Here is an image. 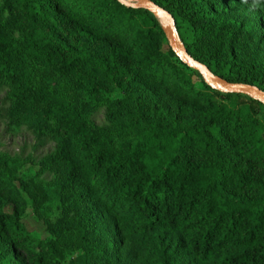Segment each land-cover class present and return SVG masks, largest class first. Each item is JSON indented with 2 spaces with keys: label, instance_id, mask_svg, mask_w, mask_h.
Returning a JSON list of instances; mask_svg holds the SVG:
<instances>
[{
  "label": "trees",
  "instance_id": "obj_1",
  "mask_svg": "<svg viewBox=\"0 0 264 264\" xmlns=\"http://www.w3.org/2000/svg\"><path fill=\"white\" fill-rule=\"evenodd\" d=\"M150 1L212 75L264 92V0L258 22L241 0ZM0 94L54 145L0 152V264H264V106L209 88L151 13L0 0Z\"/></svg>",
  "mask_w": 264,
  "mask_h": 264
},
{
  "label": "rangeland",
  "instance_id": "obj_2",
  "mask_svg": "<svg viewBox=\"0 0 264 264\" xmlns=\"http://www.w3.org/2000/svg\"><path fill=\"white\" fill-rule=\"evenodd\" d=\"M133 2L135 0H127ZM235 14L241 18H249L254 21H260L263 13L257 8L253 0H241L238 8L235 9ZM160 25L167 29L168 21L164 18H156ZM0 94V100L3 98ZM93 121L101 126L104 123L103 110L93 116ZM54 149L52 143L40 144L34 136L23 127L11 128L5 121L0 119V152L10 158H17L22 162L28 160L39 161L50 154ZM29 230L43 234V228L36 223L31 217L26 220Z\"/></svg>",
  "mask_w": 264,
  "mask_h": 264
},
{
  "label": "water",
  "instance_id": "obj_3",
  "mask_svg": "<svg viewBox=\"0 0 264 264\" xmlns=\"http://www.w3.org/2000/svg\"><path fill=\"white\" fill-rule=\"evenodd\" d=\"M116 1L125 7L131 9H142L151 13L156 18L160 17L166 19L168 21L169 27L167 29L164 28V34L171 50L184 65H186L191 70L199 73L203 78L205 84L209 88L221 94H236L247 96L264 106L263 91H261L255 86L229 84L212 75L204 65L198 63L191 56H189L178 36V33L175 28V22L172 16L165 12L162 8L155 5L150 0H135L133 2H129L127 0Z\"/></svg>",
  "mask_w": 264,
  "mask_h": 264
}]
</instances>
